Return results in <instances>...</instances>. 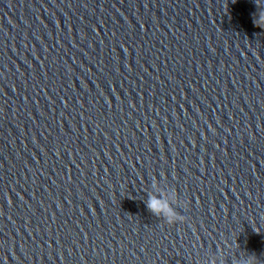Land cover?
<instances>
[{"label": "clouds", "instance_id": "9594fccd", "mask_svg": "<svg viewBox=\"0 0 264 264\" xmlns=\"http://www.w3.org/2000/svg\"><path fill=\"white\" fill-rule=\"evenodd\" d=\"M253 23L257 27H264V15H262L259 20H254ZM148 208L155 215L159 216L163 214L165 217H167L169 223L172 222V218L175 215L167 200L158 199L155 195L149 197ZM254 262H255V257H250L247 264H254Z\"/></svg>", "mask_w": 264, "mask_h": 264}]
</instances>
